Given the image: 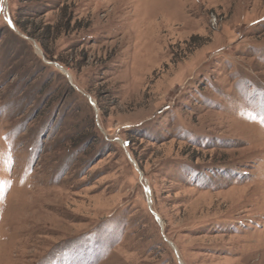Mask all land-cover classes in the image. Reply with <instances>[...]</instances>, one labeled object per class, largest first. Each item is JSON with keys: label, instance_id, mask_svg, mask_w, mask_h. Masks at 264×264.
Masks as SVG:
<instances>
[{"label": "rangeland", "instance_id": "rangeland-1", "mask_svg": "<svg viewBox=\"0 0 264 264\" xmlns=\"http://www.w3.org/2000/svg\"><path fill=\"white\" fill-rule=\"evenodd\" d=\"M0 264H264V0H0Z\"/></svg>", "mask_w": 264, "mask_h": 264}, {"label": "water", "instance_id": "water-1", "mask_svg": "<svg viewBox=\"0 0 264 264\" xmlns=\"http://www.w3.org/2000/svg\"><path fill=\"white\" fill-rule=\"evenodd\" d=\"M56 66H57L59 69L63 70V68H62L61 66H59V65H56ZM63 71H64V70H63ZM64 72H65V71H64ZM66 75L68 76V78L71 79V77L69 76V74L66 73ZM132 162H133V164L135 165L136 169L139 171V168H138L136 162H135L134 160H132ZM141 178L143 179V175H142V173H141ZM154 215H155L156 220H157L159 223H161V222H160V218H159V216H158L157 214H155V213H154ZM171 245H173V244H171ZM173 247H174V246H173Z\"/></svg>", "mask_w": 264, "mask_h": 264}]
</instances>
